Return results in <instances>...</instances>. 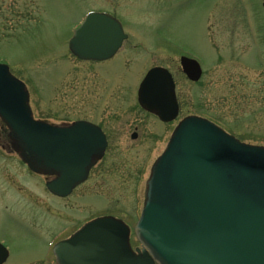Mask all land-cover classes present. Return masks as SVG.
<instances>
[{"label":"rangeland","instance_id":"1","mask_svg":"<svg viewBox=\"0 0 264 264\" xmlns=\"http://www.w3.org/2000/svg\"><path fill=\"white\" fill-rule=\"evenodd\" d=\"M229 1L0 0V62L8 63L27 84L36 119L71 123L81 114L83 103H96L102 95L100 85L87 82L86 77L110 69L119 78L113 93L119 105L110 116L121 113L123 117L107 121L115 126H110L111 147L106 160H98L89 180L64 200L48 193L46 176L30 172L22 161L19 167L16 161L20 159L11 154L12 148H6L9 153L0 148V182L5 172L21 187L16 196L0 184L4 203L0 232L7 230L5 218L13 216V208L20 213L22 235L14 247V261L45 258L52 235L92 215H115L134 228L144 205L146 180L176 125L163 127L152 117L133 113L134 91L130 90L153 66L171 68L181 119L204 116L240 140L264 146V68L251 59L257 48L264 55V45H253L240 19L246 17L245 9ZM91 10L114 12L131 35L116 59L98 69V65L79 61L68 47L74 30ZM250 11L255 27L264 23L262 10ZM261 32L264 34L263 26ZM180 54L200 60L204 68L200 82L191 83L180 71ZM243 59L244 68L240 66ZM136 126L140 137L131 140ZM5 137L0 134V145L6 144ZM131 238L136 246L133 233Z\"/></svg>","mask_w":264,"mask_h":264},{"label":"water","instance_id":"2","mask_svg":"<svg viewBox=\"0 0 264 264\" xmlns=\"http://www.w3.org/2000/svg\"><path fill=\"white\" fill-rule=\"evenodd\" d=\"M128 38L121 22L91 12L70 40L85 60L113 57ZM191 80L200 63L182 57ZM139 101L171 121L178 115L175 82L163 67L149 71ZM0 116L13 147L29 168L56 175L51 192L66 197L104 156L99 127L77 121L54 125L36 120L26 84L0 63ZM124 221L104 216L85 224L55 247L59 264H264V146L242 142L214 122L184 118L153 167L147 199L135 234L143 250L132 249ZM0 264L6 253L0 251Z\"/></svg>","mask_w":264,"mask_h":264},{"label":"flooded vegetation","instance_id":"3","mask_svg":"<svg viewBox=\"0 0 264 264\" xmlns=\"http://www.w3.org/2000/svg\"><path fill=\"white\" fill-rule=\"evenodd\" d=\"M229 2L231 3V5H239L240 7L245 9L246 17H243V18H240V19L242 21L244 20V25H245V28L247 30L248 36L254 42L253 45L255 47L260 46V44L264 45V34H262V32H261L262 31V26L264 27V23L258 22L256 24V27H255V24L250 19V15H251V11L250 10H251V8H259L260 10H262L264 12V0H230ZM96 11L107 12V13L117 17L123 23L121 18L118 17V15H116L114 12L106 11V10H96ZM209 14L207 15V17L209 16ZM127 35H128V39L126 41H128L129 38L131 37V35L129 33H127ZM124 43H123V46H124ZM121 49L118 51V53L121 51ZM118 53L115 56H113V57H111L109 59L100 60V61H96V60H82V59H79L77 57L76 58L79 61L83 62V63L92 64L94 66L98 65L97 66V69H98L100 66H103V64L107 65V64L112 63L116 59V57L118 56ZM183 56H186V57H189V58H195V57L191 56L190 54H180L179 55V69H180V71L185 75V77L191 83L200 82V80L202 79L203 74H204V68H203L202 63L200 62L201 65H202V69H203V73H202L201 78L199 80H197V81L191 80V79H189V77L184 72L183 65H182V57ZM251 59H252V62L256 64V66H260L261 68H264V55H263V52H262L261 49L257 48V50H255V52L253 54V57ZM244 64H245V62H244V59H243L241 61L240 66H242L244 68ZM154 67H163V68L168 69L172 73L173 78H174L175 93H176L177 104H178V115H177L176 118H174L171 121L162 120L157 113H155L154 111H152V110H150V109H148L146 107H143L140 104L139 99H138V91H139L140 85H141L142 81L144 80L145 76L147 75V73ZM227 70L230 71V68L227 67ZM114 72L115 71L113 69H110V70L100 71L99 74L98 73H96L95 75L91 74L92 75L91 77H86L87 78V82L90 80L91 82H95L96 84L100 85V88H102V93H101L102 95L96 100V103H94V101H92V102L89 101L88 103H83L82 107H81L82 111H80L81 114L78 115L79 116L78 118H73V120L71 122V123H73L75 121H89V122H92L97 127H99L102 130V132L104 133V135L106 137V141H107V146H106L105 154H104L103 158L100 159L98 161V163H101L102 161L106 160L105 158H107L109 149L111 147L110 126H115V125L109 124V123H107V121L115 122V121L123 118V117H121L122 116L121 113H117L116 117L110 116L111 115V111H113V107H117L119 105V102H118V104L116 103L117 99H115V94H113L114 90H115L114 89V84H116L118 79H119V78H117L118 75L116 73H114ZM113 76H114V78H113ZM120 79H121V77H120ZM97 80H99V81H97ZM133 91H134V96H133L134 104H133V107H132L133 113L135 111H136V113L141 112L144 115H146L148 118L152 117L154 120L158 121V123L161 126H163V127H165L167 125H170V124H174V125L176 124L174 126V128H173L174 129L173 132L175 131V129L178 126L179 122L182 120L180 118L181 102H180L179 97H178L176 79H175V76H174L171 68L166 67V66H162V65H157V66L151 67L150 69L147 70L146 74L142 77V79L140 81H138L137 84L134 85V87L130 90V93H132ZM135 101H136V103H135ZM88 105L91 108L90 112H87ZM112 129H114V128H112ZM1 133L6 136L5 138H6V141H7L6 144L0 145V148L2 149V151L4 153H6V152L9 153L6 148H10V149L12 148L13 151L11 150V152H12L11 154L14 155V157L16 156V157L19 158V155L16 153L13 145L10 143V140H9V128L7 127V125L0 118V134ZM139 137H140L139 127L136 126L134 128V130L130 133V139L131 140H138ZM19 161L20 162L16 161V163L20 167V164L22 163L21 159ZM143 163H142V165L140 167L139 173H141L143 171V167H144ZM24 166H26V165L24 164ZM26 168H27V166H26ZM93 168L91 169V171L89 173V176H88L87 180L84 183H86L89 180ZM4 175H5V172H3V174H2V180L3 181L0 182V184L4 183L5 189L10 190L12 192V194L14 193L16 196L19 195L20 194V190H21L20 183L17 182L15 177L12 179L11 177H7V175H5V176ZM138 180H140V177H138ZM138 180H137V182H138ZM148 180H149V177L146 180V184H147ZM84 183H82L80 186H82ZM74 191L69 196H71L74 193ZM48 193L51 194L52 196H55V197H57L59 199H63V200L67 199L69 197V196H67V197L61 198V197H58V196L54 195L50 191H48ZM145 194H146V190H145ZM3 205H4L3 198L1 199V196H0V208H2L1 206H3ZM16 205H18V204H16ZM12 211H13V216H9V218H5V219H7V222H9L8 225L6 226L7 230L3 231V232H0V251H1V254L4 252L7 255L6 259H4L3 263H1V264H59L55 254H54V247H55V245L58 242L69 238L73 233H75L77 230H79L84 224H86L90 220L95 219V218H97L99 216H102V215H110V214H99V216L92 215L90 218H86L85 220H83L79 224L73 222L72 223V227H68L66 229L63 228L62 230L56 232V234L52 235L47 240L45 258H34V259L30 258V261H28L27 263H23L21 260H17V259H16L17 261H14V259H15L14 247L19 242H21L20 238H21L22 234H21V228H20L21 227V225H20V213L17 210V208H13ZM12 211H10V212H12ZM123 220L128 224V222L125 219H123ZM71 228H73V230H71ZM64 229L66 230V232L63 231ZM137 247L138 246H135V248H137ZM0 258H2V257H0Z\"/></svg>","mask_w":264,"mask_h":264}]
</instances>
